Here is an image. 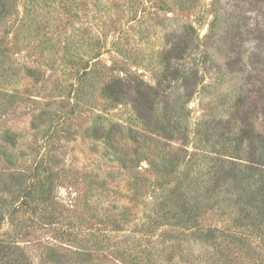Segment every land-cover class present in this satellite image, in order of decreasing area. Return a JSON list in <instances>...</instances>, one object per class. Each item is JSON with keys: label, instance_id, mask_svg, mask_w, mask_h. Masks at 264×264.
Instances as JSON below:
<instances>
[{"label": "rangeland", "instance_id": "rangeland-1", "mask_svg": "<svg viewBox=\"0 0 264 264\" xmlns=\"http://www.w3.org/2000/svg\"><path fill=\"white\" fill-rule=\"evenodd\" d=\"M186 34L198 79L169 84ZM263 83L264 0H0V264H220L208 227L236 221L235 195L199 211L191 164L161 159L207 166L232 117L264 132ZM243 244L236 264L264 262V239Z\"/></svg>", "mask_w": 264, "mask_h": 264}, {"label": "trees", "instance_id": "trees-1", "mask_svg": "<svg viewBox=\"0 0 264 264\" xmlns=\"http://www.w3.org/2000/svg\"><path fill=\"white\" fill-rule=\"evenodd\" d=\"M191 27L192 24H188L185 28L186 30H191ZM187 34L185 37L179 38L171 48V53L166 57L164 80L165 82H169V84L171 81L180 78L188 79L191 76L192 78L195 77L198 79V72L195 68H185V66H182L180 63V61L186 58L188 49L190 48ZM173 62H175V65ZM187 76L189 77L187 78ZM139 83L142 82L140 81ZM139 83H135V85L138 89H141ZM164 87L170 86L165 85ZM150 88L155 94L161 90L157 87ZM105 89L106 94L110 98L121 99L123 94V80L118 79L108 84ZM261 91L260 99L262 101V109L260 115L263 118L264 124V83L261 86ZM244 98L243 94L240 95L232 106L234 114L238 112ZM237 121L236 118L234 119V117H232V119L228 121L227 126L219 128L220 130L216 132L217 140L215 143L219 144V148H215L211 146V144L208 147L209 149H205L208 153L216 155L207 156V158L203 156L209 161L207 166L203 164L205 160L202 161L201 158H199V163L202 162L201 164H193L189 160L186 162L185 157L178 156L179 158H174L171 157L169 153H166L161 159V163H163L164 166L162 169L163 172L168 168L176 167L177 164L180 163L185 162L186 164H191L189 168L182 172L179 183L181 186L184 185L183 187H187L188 191L195 194V196H193L194 205L199 211L203 210L204 212L209 208H214L216 206L220 207L221 203L226 201L223 199V196H221V193L225 195H235L236 200L233 206L230 204L229 206L233 209L235 208L236 212L239 213V217L235 221L236 223L238 222V224L235 225V222H232L231 225L224 224L222 227L218 225L213 228L208 227L212 232L208 233L212 242L219 240V238L224 239L223 236L227 237V239H225L228 243L226 244L227 249L222 243L218 244L222 252L217 259L220 264H236L240 259L246 257L243 247L245 244L243 243L246 242L248 236L251 235V237L255 239H264V132H257L252 125H247L241 120L239 121V126H235L234 124H236ZM220 138H222L223 141H220ZM205 141L207 142L208 138H206ZM228 156L232 158H228ZM233 158H238L246 162L237 161ZM171 183L172 181L163 182L165 186ZM186 212V210L183 211L184 214H187ZM203 212L198 215L201 216ZM247 216L250 220V222H248L250 227L243 231L240 229L243 222L240 221L246 220ZM190 221H192V223L189 224ZM196 223H199L198 220H192L189 215L187 219L181 222L184 229L194 227ZM3 247L7 248V246ZM7 255H9V249L5 251L1 248L0 259ZM263 263L264 262H262V264Z\"/></svg>", "mask_w": 264, "mask_h": 264}]
</instances>
